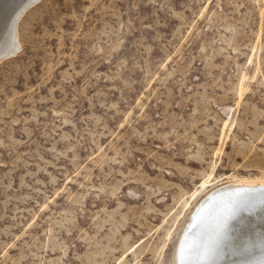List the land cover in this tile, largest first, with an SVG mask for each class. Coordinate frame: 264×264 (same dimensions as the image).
Masks as SVG:
<instances>
[{"label":"rangeland","instance_id":"obj_1","mask_svg":"<svg viewBox=\"0 0 264 264\" xmlns=\"http://www.w3.org/2000/svg\"><path fill=\"white\" fill-rule=\"evenodd\" d=\"M15 35L0 264H178L207 193L264 179V0H36Z\"/></svg>","mask_w":264,"mask_h":264},{"label":"bare ground","instance_id":"obj_2","mask_svg":"<svg viewBox=\"0 0 264 264\" xmlns=\"http://www.w3.org/2000/svg\"><path fill=\"white\" fill-rule=\"evenodd\" d=\"M30 2L25 0L16 9L13 4L3 31H8L4 38L8 47L0 51V56L17 48L16 22ZM177 261L178 264H264V179L229 181L207 193L181 236Z\"/></svg>","mask_w":264,"mask_h":264},{"label":"water","instance_id":"obj_3","mask_svg":"<svg viewBox=\"0 0 264 264\" xmlns=\"http://www.w3.org/2000/svg\"><path fill=\"white\" fill-rule=\"evenodd\" d=\"M35 1H36V0H34L33 2H35ZM33 2H30L28 5H30V4L33 3ZM28 5H26V7H27ZM26 7H25V8H26ZM25 8H24V9H25ZM10 54H11V53H9V54H8V53H4L2 56H0V58L7 57V56H9Z\"/></svg>","mask_w":264,"mask_h":264}]
</instances>
